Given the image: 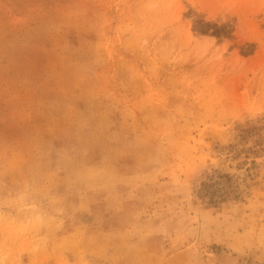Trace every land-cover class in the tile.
<instances>
[{"label": "rangeland", "instance_id": "374dc122", "mask_svg": "<svg viewBox=\"0 0 264 264\" xmlns=\"http://www.w3.org/2000/svg\"><path fill=\"white\" fill-rule=\"evenodd\" d=\"M0 264H264V0H0Z\"/></svg>", "mask_w": 264, "mask_h": 264}, {"label": "bare ground", "instance_id": "6f19581e", "mask_svg": "<svg viewBox=\"0 0 264 264\" xmlns=\"http://www.w3.org/2000/svg\"><path fill=\"white\" fill-rule=\"evenodd\" d=\"M211 167H212V163L211 162L206 164V168L210 169Z\"/></svg>", "mask_w": 264, "mask_h": 264}]
</instances>
